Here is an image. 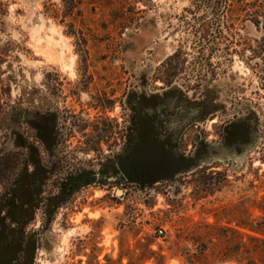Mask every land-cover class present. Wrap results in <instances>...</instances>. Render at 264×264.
Returning a JSON list of instances; mask_svg holds the SVG:
<instances>
[{"label": "rangeland", "instance_id": "obj_1", "mask_svg": "<svg viewBox=\"0 0 264 264\" xmlns=\"http://www.w3.org/2000/svg\"><path fill=\"white\" fill-rule=\"evenodd\" d=\"M0 97V264H264V0H0Z\"/></svg>", "mask_w": 264, "mask_h": 264}, {"label": "flooded vegetation", "instance_id": "obj_2", "mask_svg": "<svg viewBox=\"0 0 264 264\" xmlns=\"http://www.w3.org/2000/svg\"><path fill=\"white\" fill-rule=\"evenodd\" d=\"M214 75H217V73L215 70L212 69L211 70V76H212L211 80L212 81L215 80L213 78ZM200 81H202V79H200ZM199 87H201V84L197 86V88H199ZM219 112L221 113L220 109L214 111L213 114L219 115ZM217 115L215 118L218 117ZM210 122H217V120H215L213 118L210 120ZM214 132L216 135V137L214 136V138L219 140V142H214V143H216V145H218L219 147H220V145L222 146L221 143H225L227 145H230V147H233V149H235V147L239 143H242V144L246 143V130L244 131V135H241V133H243V132H241V130H238L237 124L232 123V120L220 122V126L215 128ZM198 134H200V133L198 132ZM204 137H205L204 135L201 136V138H204ZM220 141H221V143H220Z\"/></svg>", "mask_w": 264, "mask_h": 264}, {"label": "built area", "instance_id": "obj_3", "mask_svg": "<svg viewBox=\"0 0 264 264\" xmlns=\"http://www.w3.org/2000/svg\"><path fill=\"white\" fill-rule=\"evenodd\" d=\"M159 235H162L164 233V229L162 227L158 228L157 230Z\"/></svg>", "mask_w": 264, "mask_h": 264}, {"label": "trees", "instance_id": "obj_4", "mask_svg": "<svg viewBox=\"0 0 264 264\" xmlns=\"http://www.w3.org/2000/svg\"><path fill=\"white\" fill-rule=\"evenodd\" d=\"M0 101H1V97H0ZM0 106H1V102H0Z\"/></svg>", "mask_w": 264, "mask_h": 264}, {"label": "bare ground", "instance_id": "obj_5", "mask_svg": "<svg viewBox=\"0 0 264 264\" xmlns=\"http://www.w3.org/2000/svg\"><path fill=\"white\" fill-rule=\"evenodd\" d=\"M118 193H119V191H118Z\"/></svg>", "mask_w": 264, "mask_h": 264}]
</instances>
